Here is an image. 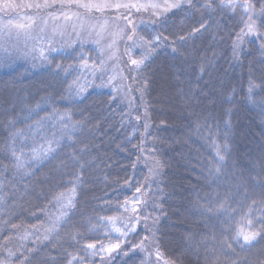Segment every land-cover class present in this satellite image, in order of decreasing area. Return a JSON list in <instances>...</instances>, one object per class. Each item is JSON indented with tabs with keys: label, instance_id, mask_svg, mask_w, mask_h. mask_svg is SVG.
<instances>
[{
	"label": "trees",
	"instance_id": "trees-1",
	"mask_svg": "<svg viewBox=\"0 0 264 264\" xmlns=\"http://www.w3.org/2000/svg\"><path fill=\"white\" fill-rule=\"evenodd\" d=\"M179 5L133 14L122 89L85 80L96 45L1 63L0 264H264V0Z\"/></svg>",
	"mask_w": 264,
	"mask_h": 264
},
{
	"label": "rangeland",
	"instance_id": "rangeland-1",
	"mask_svg": "<svg viewBox=\"0 0 264 264\" xmlns=\"http://www.w3.org/2000/svg\"><path fill=\"white\" fill-rule=\"evenodd\" d=\"M182 1L0 0V68H2L1 63H4L5 59L14 61L18 57L24 62L42 63L44 61L47 62L48 57L53 53L67 52L66 46L77 48L76 46L79 47L81 45H96L99 51L100 64L99 66L96 65L94 60L85 62V80L91 85H95V83L111 84L114 80H117L118 84H116L115 89H122L119 77H117L118 64L116 60H119L118 51L120 49L118 41L121 40L124 43L122 50L128 51L130 47L132 48L131 52H134L136 47L132 44L140 42L137 35L138 28L142 24H147L146 22L139 23L140 20L136 19L133 14L137 15L139 10H148L151 4H179ZM6 3L14 6L5 7ZM81 4L107 6L85 8L81 7ZM124 5H128V7H124ZM132 5H136V7H132ZM140 5L147 7H140ZM154 9L156 11H164L163 8ZM173 9L169 8L165 12L170 13ZM87 11H104L103 13L108 15L119 13L118 21H115L116 17L115 19L113 18L118 23H115V25L111 23L112 20L108 15L92 20L87 15ZM127 27L130 29L129 32H126ZM80 52L84 51L80 50ZM84 60H87L86 56ZM56 119L61 120L58 117ZM33 141H38L37 143H39L32 147V149L35 148L32 155L35 159L41 158L50 150L53 140L42 134L38 140L34 139ZM30 152H27V155ZM24 162L29 164L31 160ZM68 201L69 197H65L61 202V206L58 205L57 208L67 210ZM62 210L54 214L51 221L38 228L37 231L51 232L64 215Z\"/></svg>",
	"mask_w": 264,
	"mask_h": 264
},
{
	"label": "snow or ice",
	"instance_id": "snow-or-ice-1",
	"mask_svg": "<svg viewBox=\"0 0 264 264\" xmlns=\"http://www.w3.org/2000/svg\"><path fill=\"white\" fill-rule=\"evenodd\" d=\"M188 3L191 4V0H188ZM229 5H232L234 3V0H228ZM14 5L10 4V3H6L5 7H13ZM47 6V5H44ZM81 7H85V8H98V7H105L107 5H96V4H81ZM152 8H163L165 11H167L169 8H176L179 7L180 5L178 3H168L165 5H160V4H151L149 5ZM37 7H39V5H37ZM124 7H128V5H124ZM132 7H136V5H132ZM140 7H147L145 5H140ZM254 6L251 3H245L244 8L245 11H250ZM157 15H160V13H157ZM249 19L251 20V17H249ZM254 25L253 24H248V29L249 31L253 30ZM160 37L156 36L154 37L153 41H145V43L151 45L152 43H154L155 41H159ZM147 58V56H145V59ZM144 60L141 59L139 61L137 60H132V64L139 66L140 64H143ZM252 85H250V90H251ZM221 159H223L221 157ZM137 191H139V189H137ZM221 207H223V205H221ZM208 211H211V209H208ZM248 225L251 226V221H247ZM117 231H119V229H117ZM264 231V230H262ZM261 236V231H250L245 233L242 229L240 231L237 232L235 240L237 242L240 241V239H243L244 244L247 245H251L252 243L256 242L258 237ZM229 247H231V245H228ZM96 246L89 244L88 248L90 249H94ZM120 245L119 244H115L112 246L107 247L106 249L104 248L103 245H101V250L106 251V252H111L113 251L114 248H119ZM159 255V253H157Z\"/></svg>",
	"mask_w": 264,
	"mask_h": 264
}]
</instances>
